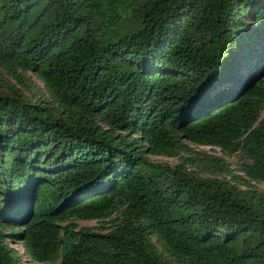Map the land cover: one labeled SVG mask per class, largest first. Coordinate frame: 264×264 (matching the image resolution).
<instances>
[{
	"label": "trees",
	"instance_id": "16d2710c",
	"mask_svg": "<svg viewBox=\"0 0 264 264\" xmlns=\"http://www.w3.org/2000/svg\"><path fill=\"white\" fill-rule=\"evenodd\" d=\"M263 183L264 0H0V264H264Z\"/></svg>",
	"mask_w": 264,
	"mask_h": 264
},
{
	"label": "rangeland",
	"instance_id": "374dc122",
	"mask_svg": "<svg viewBox=\"0 0 264 264\" xmlns=\"http://www.w3.org/2000/svg\"><path fill=\"white\" fill-rule=\"evenodd\" d=\"M201 148L206 149V150L210 151L211 153H215V154L223 157L224 159H226L228 162L231 163V167L233 169H235L236 173L243 174V172L239 170V167H241L242 164L245 161H247V160H245L243 155L230 156V155L226 154L225 152H223L222 150H220L219 148H215L214 150L209 149L208 147H201ZM157 159H159V158H157ZM160 159L168 160L170 162H175V160H173V159H168V158H160ZM257 186L261 189H264V183L258 184ZM78 223H79V226H95V225H97L96 221H88V220H79ZM12 246L19 250L22 258L24 259L25 264H39V263L34 262L33 260H31L29 258V256L27 255V253L25 251L24 246L21 243L13 242Z\"/></svg>",
	"mask_w": 264,
	"mask_h": 264
}]
</instances>
